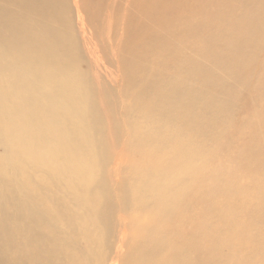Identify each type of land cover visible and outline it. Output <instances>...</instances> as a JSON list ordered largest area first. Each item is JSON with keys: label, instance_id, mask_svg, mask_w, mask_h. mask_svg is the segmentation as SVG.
Listing matches in <instances>:
<instances>
[{"label": "bare ground", "instance_id": "1", "mask_svg": "<svg viewBox=\"0 0 264 264\" xmlns=\"http://www.w3.org/2000/svg\"><path fill=\"white\" fill-rule=\"evenodd\" d=\"M234 1L0 0V264H264V0Z\"/></svg>", "mask_w": 264, "mask_h": 264}, {"label": "rangeland", "instance_id": "2", "mask_svg": "<svg viewBox=\"0 0 264 264\" xmlns=\"http://www.w3.org/2000/svg\"><path fill=\"white\" fill-rule=\"evenodd\" d=\"M69 3H70V0H69ZM226 8H232V6L233 5H236V2L234 1V0H226ZM237 4H238V2H237ZM105 5H106V2H104V6L103 7H101L100 8V13H101V15H108V16H110V20H112L113 21V18H111V15L112 16H114V13H115V11H109V10H106V7H105ZM217 6V4L215 5H213V6H211V7H216ZM120 9L121 8H118V12L120 11ZM72 10H73V7H72ZM228 11H226V12H228L229 13V11H230V9H227ZM65 16V15H64ZM84 16H85V19H86V21H87V23H89V24H91V25H94L95 23H96V21H95V17H93L94 15L93 14H90V13H84ZM97 16V15H96ZM108 26H109V28L110 29H113V23L112 24H108ZM107 65H110V64H106V66ZM216 72H217V74H221V75H223V76H226V72H220V70H216ZM252 114H253V112H249V115H251L252 116ZM248 222L246 221L245 222V224L243 225L244 227H247L248 226Z\"/></svg>", "mask_w": 264, "mask_h": 264}]
</instances>
